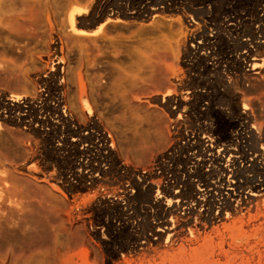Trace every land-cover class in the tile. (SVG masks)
<instances>
[{"label":"rangeland","instance_id":"obj_1","mask_svg":"<svg viewBox=\"0 0 264 264\" xmlns=\"http://www.w3.org/2000/svg\"><path fill=\"white\" fill-rule=\"evenodd\" d=\"M135 1L116 0L118 4H128L129 7ZM177 1L181 11L165 12L149 26H145L148 23H140L120 33L129 55L113 62V66L130 78L127 85L131 90L125 96L89 92L90 88L103 89L110 84L106 76L109 61L101 58L92 45L62 49L64 63L59 68H63L67 78L79 75L88 89L84 98L92 106L93 118L101 125V130L111 136L113 160L108 163L111 165L108 173L103 175V182L98 185L85 183V189L67 191L64 181L69 177L70 160H79V156L60 161L51 154L48 143L37 138L34 159L25 144V135L17 133L15 137L9 134L10 126L2 128L0 139L9 137L10 143L6 151L0 144V229L12 243L0 246V264H113L118 257H110L109 251L123 248L124 255H127L134 247L133 240L148 235L150 232L146 226L157 221L156 217L145 216L148 203L140 195L135 202L127 201L126 197L119 200L122 196L119 184L128 181L135 187L137 181L132 179L133 169H155L149 179L156 185L183 179L188 169L193 170L199 154H194V149L187 145H182L180 151L177 149L175 156L167 159L165 165L158 164L157 157L167 153L173 143L169 130L171 119L181 123L182 134L193 133L201 137L202 128L211 125L221 141H234L229 138L239 130L237 118L241 113L239 99L242 93L252 103L247 110L255 117L260 111L262 118L259 120L264 124V102L261 107L256 102L258 85H241L242 68L245 66L241 60L239 64L236 62L237 57L248 50L236 45L235 37L219 26L216 30L219 42L214 54L207 59H204L206 51L197 50L193 55L189 44L179 52L174 43L187 32L188 17H201L206 10L200 0ZM30 8L31 5H27L23 10L30 11ZM255 8L254 0H215L211 10L225 21L233 17V13L249 18ZM30 12L31 17L24 14V19L43 22L45 27L30 31L29 36L57 39L59 19H54L41 2H37ZM94 26L88 29H94ZM138 27H143V35H137ZM51 47L22 43L13 47L0 46V89L6 93H24L15 89L14 79L20 77L30 83L28 92L33 97L38 91L35 78L47 77L50 72L47 58ZM212 68L214 72L210 71ZM175 74L191 86L192 94L173 112L169 106L159 103L162 99L165 102L169 100L163 98L164 89L156 90L151 86L156 79L169 80ZM206 83L211 85L206 86ZM223 84L230 86L228 92ZM247 85L254 90L245 92L244 86ZM63 90H67V85ZM230 91L235 93L237 100L230 99ZM155 94L160 95L145 99ZM49 103L52 104L51 99ZM28 136L33 140V136ZM159 136L161 145L156 142ZM31 163L34 164L27 168ZM76 206L79 212L84 211L82 218L88 209L91 210L88 220L84 219L85 224L82 218H70V211ZM88 221L99 229L98 238L89 233ZM29 234L34 236V246L24 242V237ZM229 234L226 233L227 236ZM128 260L134 263L137 259L128 257Z\"/></svg>","mask_w":264,"mask_h":264},{"label":"bare ground","instance_id":"obj_2","mask_svg":"<svg viewBox=\"0 0 264 264\" xmlns=\"http://www.w3.org/2000/svg\"><path fill=\"white\" fill-rule=\"evenodd\" d=\"M200 1L205 13L192 19L189 16L187 32L182 33L178 41L175 40V49L179 47L180 52L190 44L193 51H206L204 59H207L214 54L219 42L218 27L227 30L235 37L236 45L248 50L236 59L238 64L243 61L245 66L242 68L241 85H258L255 89L258 93L256 102L261 107L264 102V0H254L256 8L249 18L233 13V17L225 21H221L211 10L215 0ZM37 2H41L54 19H59L60 34L57 39L29 36L30 31L45 27L43 22L24 19V14L31 17L30 11ZM160 4L163 6L137 0L129 7L128 4H118L116 0H0V46L13 47L21 43L52 46L47 58L50 72L47 77L35 78L38 91L33 97L28 92L30 83L20 77L14 79L15 89L24 93H6L0 89V131L10 126L9 134L15 137L17 133L25 135V144L32 157L37 151V138L46 143L52 137L61 139L73 154H84L88 148L80 151L78 146L89 144L94 138L111 140V136L101 130V125L93 118L92 106L84 98L88 89L79 75L67 78V73L59 68L64 63L62 49L92 45L101 58L109 61L106 76L110 84L103 89L90 88L89 92L125 96L131 90V86L127 85L130 78L113 66V62L129 55L120 33L140 23H148L145 26H149L160 15L170 12L167 0ZM27 5H31L30 11L23 10ZM20 7H23L22 11L18 12ZM91 26L95 28L88 29ZM138 28L137 35H143V27ZM192 54L195 55L194 52ZM204 80L207 82V79ZM208 84L211 85L206 83V86ZM66 85L67 90H63ZM223 86L228 92L230 86ZM151 87L164 89L162 95L169 100L158 102L165 106L180 108L187 96L192 94L191 86L177 74L169 80L158 78ZM244 87L245 92L253 89H249L248 85ZM159 95L145 99L151 100ZM229 97L237 100L232 91ZM50 99L53 104L49 103ZM239 100L242 109L237 118L240 121L239 130L234 138H229L234 141H221L213 127L204 126L202 138L195 137L187 145L191 150L197 149L199 155L193 163V170L188 169L183 179L166 181L157 187L149 183L145 186L136 184L135 191H121L119 200L126 197L127 201L135 202L140 195L148 203L145 216L156 217L157 221L148 223L146 229L150 233L133 240L134 247L127 255H124L123 248L109 251L110 257H118L113 264H264V124L259 120L262 118L260 111L255 117L247 110L252 104L249 99L241 93ZM97 132H100L99 135ZM105 133L108 135L105 136ZM28 135L33 136V140ZM161 141L159 136L156 142L161 145ZM9 143V137L0 139L5 151ZM58 150L53 147L51 152L59 154ZM112 158H104L101 162L111 163ZM99 164L90 154L85 160H70L69 177L64 181V188L76 192L85 189V183L98 185L103 182L105 173ZM78 209L76 206L70 211V218H82L84 211L81 213ZM87 211L82 218L84 224V219L88 220L91 214L90 209ZM98 230L89 224V233L96 238L100 235ZM227 232L230 233L228 236ZM24 242L34 246V236L26 235ZM11 243V239L4 237L0 229V246ZM128 257L137 260L132 263Z\"/></svg>","mask_w":264,"mask_h":264},{"label":"built area","instance_id":"obj_3","mask_svg":"<svg viewBox=\"0 0 264 264\" xmlns=\"http://www.w3.org/2000/svg\"><path fill=\"white\" fill-rule=\"evenodd\" d=\"M146 1H148L149 3L158 4V7L163 6L160 4V3H162L163 0H146ZM167 1H168V5H170V11L173 10V11L178 12L180 10V6H179V3L177 0H167ZM162 11H164V10H162ZM188 20H190V17L188 18ZM192 51H193V48H192ZM194 53H196V52H194ZM192 65H193V63H192ZM192 65L190 64L191 67H192ZM210 71L214 72V69L212 68ZM51 101H52V99H51ZM162 101H163V103L165 102L164 99H162ZM52 104H53V101H52ZM169 108L173 112H175L176 109H178L177 106H173V105L169 106ZM241 112H242V109H241ZM238 122H239V120H238ZM208 126H211V125H208ZM181 127H182V125L180 122H177V121L174 122L171 119L170 125H169V130H170V134L173 138V140H172L173 143L171 145V149L167 153L165 152L161 156L157 157V161H159L158 164L165 165L166 160L173 158L176 154V150L178 149L180 151L182 145L191 144L195 137H197L198 139L202 138V135H201V137H199V134H193V133H191L189 135L187 133L182 134ZM183 127H184V125H183ZM94 134L96 136V133H94ZM97 135H99V132H97ZM48 145H49L50 152H51L53 147H56L57 149H59L58 150L59 154L58 153L55 154V158L60 160V161H63V162L67 161L68 159L74 158L76 156L80 157L79 161L82 159L85 160V158L88 156V154L93 155V156H95V163L100 162V164H99L100 169L105 174L108 173L109 165H111V164L101 162V161H103L104 158L113 157V154L111 152L112 141L109 138H106L105 140L103 139L101 141H99L97 138H94V140L92 142H90L89 144L88 143L81 144L80 146H78V149L80 151H82L83 148H88L87 150H85L86 152H84V154H82V153L73 154L72 152H69L66 149L64 142L58 138L52 137L49 140ZM51 154L53 155L52 152H51ZM194 154H197V149H194ZM74 160L78 161V159H74ZM131 172H133L132 179L135 178V180H133V181H137L136 184H140L142 186H145L146 183L147 184L149 183V184H152V186H155V187L158 186L151 181V178L149 179L151 172H155V169H151V171H149L148 169H140V170H134L133 169ZM157 173H159V172H157ZM105 174H104V176H105ZM163 184L164 183H162L161 185H163ZM119 185L122 188L121 191L126 190V191H129V193H130V192L136 190L135 187L129 185L128 181H123Z\"/></svg>","mask_w":264,"mask_h":264}]
</instances>
